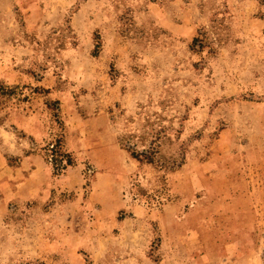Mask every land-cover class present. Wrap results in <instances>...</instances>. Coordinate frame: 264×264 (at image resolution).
<instances>
[{
  "label": "rangeland",
  "instance_id": "obj_1",
  "mask_svg": "<svg viewBox=\"0 0 264 264\" xmlns=\"http://www.w3.org/2000/svg\"><path fill=\"white\" fill-rule=\"evenodd\" d=\"M0 264H264V0H0Z\"/></svg>",
  "mask_w": 264,
  "mask_h": 264
},
{
  "label": "trees",
  "instance_id": "obj_2",
  "mask_svg": "<svg viewBox=\"0 0 264 264\" xmlns=\"http://www.w3.org/2000/svg\"><path fill=\"white\" fill-rule=\"evenodd\" d=\"M198 41L199 39L195 38L193 41V46L196 47L197 45H199V47H203L204 46L203 42L199 41V44H198ZM125 148L130 153L133 159L137 160L140 163H146V164H153L155 162L156 154L158 153L157 146L154 143H151L149 148H141V149L137 148V146L134 144L128 143L125 145ZM61 157H62L61 163H66L65 167L71 166L72 161L70 158H68L65 161H62L64 160V157L66 156L63 155Z\"/></svg>",
  "mask_w": 264,
  "mask_h": 264
},
{
  "label": "built area",
  "instance_id": "obj_3",
  "mask_svg": "<svg viewBox=\"0 0 264 264\" xmlns=\"http://www.w3.org/2000/svg\"><path fill=\"white\" fill-rule=\"evenodd\" d=\"M52 148H53V146H52Z\"/></svg>",
  "mask_w": 264,
  "mask_h": 264
}]
</instances>
